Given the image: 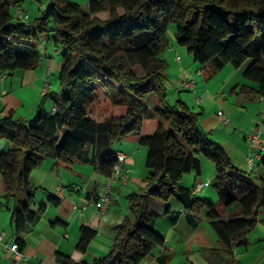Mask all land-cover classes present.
Wrapping results in <instances>:
<instances>
[{"label": "trees", "instance_id": "trees-1", "mask_svg": "<svg viewBox=\"0 0 264 264\" xmlns=\"http://www.w3.org/2000/svg\"><path fill=\"white\" fill-rule=\"evenodd\" d=\"M21 1L0 0V77L39 67L42 38L61 48L63 65L59 87L48 92L33 118H0V139L12 143L9 151L0 150V172L5 199H14L12 221L20 249L39 213L32 209L38 187L30 181L31 172L54 156L58 164H91L110 178L118 161L114 145L120 140L147 148V183L128 194L132 217L113 227L107 255L76 261L58 253L62 264H140L154 247L164 246L165 238L155 229L160 213L144 205L145 197L165 204L176 198L190 209L206 207L225 252L246 246L248 234L264 223V175L253 177L236 167L200 127V112L182 100L169 103L164 54L174 23L177 43L209 77L249 61L244 77L258 87L242 86L241 92L248 99L263 96L264 0H89L88 8L50 0L33 21L16 17L14 7ZM103 11L108 18L95 15ZM150 94L154 106L148 103ZM47 98L55 111L45 112ZM199 156L216 165V203L181 186L184 175L200 167ZM51 201L60 203L56 196ZM96 234L82 226L77 249L86 252ZM222 261L240 264L233 258Z\"/></svg>", "mask_w": 264, "mask_h": 264}, {"label": "crops", "instance_id": "crops-1", "mask_svg": "<svg viewBox=\"0 0 264 264\" xmlns=\"http://www.w3.org/2000/svg\"><path fill=\"white\" fill-rule=\"evenodd\" d=\"M95 15L106 19L109 12L103 11ZM38 49L43 56L39 67L18 69L12 74L0 77V118H33L48 92L59 87L58 75L63 65V58L59 56L61 48L45 38L43 42H38ZM164 57L169 67L174 66L176 70L171 81L178 86V91H182L181 84L184 80L194 79V75H206L202 67L194 63L191 54L185 59L171 43ZM248 64L249 61L239 68L226 66L210 77L211 82L205 78L200 84V89L195 80L197 86L195 91L191 90L192 94L176 92V98L187 103L194 111L196 108L200 109L197 111L201 113L200 127L211 139L212 136L217 137V140H212L224 148L236 167L253 177H260L264 175V164L261 160H258L257 171L251 172L249 168L248 155L253 153L256 143H252L247 134L260 128V142L264 147V95L257 99H248L242 94V86L258 87L257 83L244 77ZM226 71L228 75L219 79ZM213 82L216 83L215 88L212 86ZM46 85H49L47 89ZM214 89L222 93L224 105V108L218 107L216 111L208 110L205 105L206 95ZM148 103L150 106L156 104L154 94L148 96ZM52 107L53 100L47 98L44 103V110L47 109L45 112H50ZM220 111L228 117V124L218 115ZM222 125L225 128H222ZM219 130L221 133L218 136L215 133ZM11 147V142L0 139V150L9 151ZM114 149L127 155L123 170L128 169L129 180L126 185L120 184L119 181L113 184L112 202L104 217L96 206L82 208L85 200L97 196L101 184L106 180L93 165L58 164L54 156H49L40 167L31 172L30 181L38 187L32 209L39 213L33 225L24 234L26 244L19 259L9 248L16 242L12 221L14 199H5L4 179L0 172V264H62L58 260V253L70 255L76 261H91L110 252L114 243L113 227L122 223L127 216L132 217L128 194L139 192L146 185L148 175L145 146L133 140H120L117 147L114 145ZM199 158L200 167L185 174L181 186L190 189L199 181H210V185L203 187L198 196L216 203L219 201L214 187L216 166L203 156ZM53 196L60 199L59 205L51 201ZM144 205L160 213V217L155 221V229L165 238V245L154 247L140 264H162L160 259L163 256H167L164 264H226V261H222L223 257L227 260L233 258L240 264H264L263 222H259L261 224L248 234L246 246L236 247L229 253L221 247L210 224L206 207L190 209L184 207L176 198L165 204L150 197L144 198ZM260 219L264 220V213ZM84 225L95 229L97 234L87 251L80 252L77 243L81 227Z\"/></svg>", "mask_w": 264, "mask_h": 264}, {"label": "built area", "instance_id": "built-area-1", "mask_svg": "<svg viewBox=\"0 0 264 264\" xmlns=\"http://www.w3.org/2000/svg\"><path fill=\"white\" fill-rule=\"evenodd\" d=\"M14 13L16 17L20 20H25L28 17V14L22 4H18L14 7ZM178 59H180V57H178ZM4 76L5 74L2 77ZM196 86L197 83L195 79H191V78L184 80L181 84L182 88L193 91H195ZM48 87L49 85H46L45 89H47ZM52 110L55 111L54 108H52ZM218 115L222 118L225 124L229 123L228 117H226L222 111H220ZM261 132L262 131L260 128H256L247 134V138L252 143H256V145L253 147V153L248 155V164L251 172H255L258 170V160H262L264 155V147L260 142ZM117 156H118V161L113 168L112 176L110 178H107L101 184L97 196L90 197L84 201V203L82 204L83 209H85L89 205L96 206L99 209L102 217H104L112 202L111 192H112L113 184L116 181H119L120 184L122 185H126L128 183L129 180L128 169L123 170V165L124 162L126 161L127 155L124 152L120 151L118 152ZM208 185H210V181H199L192 188V193L194 195H198L203 189V187H206ZM6 246L9 247L8 244ZM9 248L14 252L15 257L17 259L22 257L23 252L16 242L13 243Z\"/></svg>", "mask_w": 264, "mask_h": 264}, {"label": "rangeland", "instance_id": "rangeland-1", "mask_svg": "<svg viewBox=\"0 0 264 264\" xmlns=\"http://www.w3.org/2000/svg\"><path fill=\"white\" fill-rule=\"evenodd\" d=\"M70 1H76V2L80 3L84 8H88L89 0H70ZM49 3H50V0H22L21 4L24 6V8H25V10L29 16V17H27V21H33L36 17L40 16L42 13V10L46 9L48 7ZM52 26H53V24L50 23V27H52ZM176 31H177L176 24H174V23L170 24V26L168 28V39H169L170 43L176 47V51H178L186 59V58H188L189 53H188L187 48L185 46H181L177 43ZM43 40H44V38H42L40 40V42H43ZM60 54L61 53H59V56L61 57L62 54L61 55ZM194 63L199 65L195 61H194ZM229 67H231V66H229ZM231 68H233V67H231ZM175 71L176 70H175L174 66H171V67L167 68V70H166V80H167V86H168V101H169V103H172V104L178 100L176 98V92H179L180 94H185L186 92H188V94H192V92H193L191 90L185 91L186 90L185 88L181 89L182 91L177 90L178 86L173 84V82H172L173 80L171 81V79L174 78ZM227 72L228 71H226L223 75H221L219 77V79L225 78L228 75ZM193 78L198 82L199 89H200V84L203 83L205 78L207 81L211 82V79L208 76V72L206 73L205 76H203L202 74L199 76L194 75ZM214 84H216V83L213 82V85H212L213 88H215ZM221 95H222V93L218 92L216 89H214L213 92H210L209 94L206 95L205 105L207 106L208 110L211 109L212 111H216L218 109V107L224 108L223 101H222L223 97ZM45 111H47V109H45ZM196 111H200V109L196 108ZM222 128H225V126L222 125ZM220 131L221 130H219L215 134H217L219 136L221 133ZM212 139L217 140V137L215 136V138H213V136H212ZM115 146L117 147V143H115ZM258 224H261V223H258Z\"/></svg>", "mask_w": 264, "mask_h": 264}]
</instances>
